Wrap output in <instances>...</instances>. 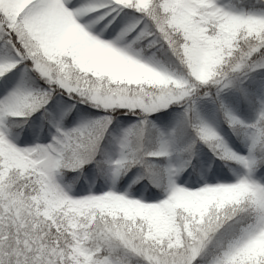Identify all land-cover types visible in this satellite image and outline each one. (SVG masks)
Masks as SVG:
<instances>
[{
  "label": "snow or ice",
  "instance_id": "snow-or-ice-1",
  "mask_svg": "<svg viewBox=\"0 0 264 264\" xmlns=\"http://www.w3.org/2000/svg\"><path fill=\"white\" fill-rule=\"evenodd\" d=\"M0 264H264V0H0Z\"/></svg>",
  "mask_w": 264,
  "mask_h": 264
}]
</instances>
